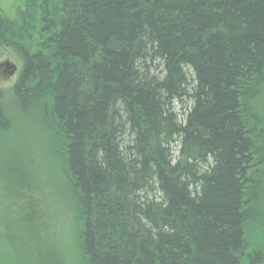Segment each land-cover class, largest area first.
<instances>
[{"label": "trees", "instance_id": "obj_1", "mask_svg": "<svg viewBox=\"0 0 264 264\" xmlns=\"http://www.w3.org/2000/svg\"><path fill=\"white\" fill-rule=\"evenodd\" d=\"M1 1L0 131L51 129L86 263L264 264V0Z\"/></svg>", "mask_w": 264, "mask_h": 264}, {"label": "rangeland", "instance_id": "obj_2", "mask_svg": "<svg viewBox=\"0 0 264 264\" xmlns=\"http://www.w3.org/2000/svg\"><path fill=\"white\" fill-rule=\"evenodd\" d=\"M10 1H1L5 10ZM19 70L13 52L0 48V89L7 101ZM259 105L264 113V91ZM10 122L8 132L0 131V264H87L78 206L55 152L58 145L51 129L40 125L35 116L23 119L18 113ZM261 128L262 163L254 211L259 215L252 230L264 238V125Z\"/></svg>", "mask_w": 264, "mask_h": 264}]
</instances>
